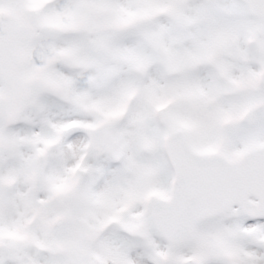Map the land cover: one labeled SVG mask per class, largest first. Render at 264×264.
<instances>
[{
  "label": "snow or ice",
  "instance_id": "obj_1",
  "mask_svg": "<svg viewBox=\"0 0 264 264\" xmlns=\"http://www.w3.org/2000/svg\"><path fill=\"white\" fill-rule=\"evenodd\" d=\"M0 264H264V0H0Z\"/></svg>",
  "mask_w": 264,
  "mask_h": 264
}]
</instances>
